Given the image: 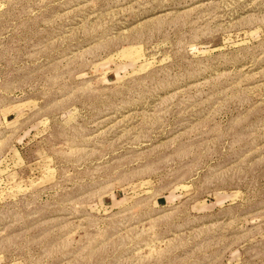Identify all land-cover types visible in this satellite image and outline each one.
Segmentation results:
<instances>
[{
	"label": "rangeland",
	"instance_id": "obj_1",
	"mask_svg": "<svg viewBox=\"0 0 264 264\" xmlns=\"http://www.w3.org/2000/svg\"><path fill=\"white\" fill-rule=\"evenodd\" d=\"M0 264H264V0H0Z\"/></svg>",
	"mask_w": 264,
	"mask_h": 264
}]
</instances>
